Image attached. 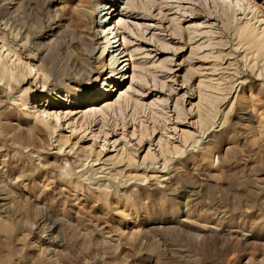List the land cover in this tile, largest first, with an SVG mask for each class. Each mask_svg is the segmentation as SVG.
<instances>
[{
	"label": "rangeland",
	"instance_id": "rangeland-1",
	"mask_svg": "<svg viewBox=\"0 0 264 264\" xmlns=\"http://www.w3.org/2000/svg\"><path fill=\"white\" fill-rule=\"evenodd\" d=\"M79 1L0 0V264H264V72L225 2L119 8L128 69L91 113L54 94L109 71Z\"/></svg>",
	"mask_w": 264,
	"mask_h": 264
},
{
	"label": "bare ground",
	"instance_id": "bare-ground-1",
	"mask_svg": "<svg viewBox=\"0 0 264 264\" xmlns=\"http://www.w3.org/2000/svg\"><path fill=\"white\" fill-rule=\"evenodd\" d=\"M222 1H224L226 4L225 12L223 11L225 13V17L228 18L230 16L233 21H236V24L234 25V33L236 35L237 44L245 46L246 49L252 53L253 60L255 61L256 64H259V68H260L259 72L261 73L264 72V11L260 9L261 7L259 8V5L257 4L255 0H222ZM89 3L92 5L91 8L89 7ZM99 6L101 9L99 8ZM76 8L78 12L81 13L82 16L90 20H92L95 15L96 16H98V14L101 15V16L99 15L100 16L98 20L99 23L97 25L96 32L97 34H99V37L102 38V42H99V43H102L101 54L107 50L106 52V57L108 56L107 68H109V71L104 76V78H101L102 82H101V79H99V81L101 82V83L98 82L97 84V85L100 84L99 87L95 86L94 89H92L88 93H85V98L83 100L82 99L80 100L78 98H73V100H71L72 98L67 97V95L66 97L65 96L63 97V95L61 93H58L57 91H55L54 94H55V97L61 100H64L62 98H67V100L69 101V104L67 105L68 107L72 109L80 108L82 106H93L92 108H90L92 109L90 112L94 113V109H96L95 107L99 103H104L103 107H106V108L111 107L112 103L109 100H107V98L109 95H111L113 91L117 90L115 89V86H118L121 83L122 79L124 78L126 74V70L128 69L127 66L130 60L129 56H131V52L127 51L126 43L129 41L126 39V36H124L122 32L120 31L119 19L116 21V17L120 13L118 12V10L119 8L122 10L124 9L128 11L132 10L133 8L142 9L143 6L139 3L138 0H113V2L112 1L110 2L109 0H80ZM231 11H232V14H230ZM236 14H240V16H243V19L242 20H240L241 18L237 19ZM111 16H116V17L113 19L114 20L113 28H108L106 27V20ZM190 27H192V31L189 32V39L193 38L195 34L198 32V27L196 25H193V26L191 25L189 26V28ZM196 47L198 48V46H195L194 48ZM102 63L103 65H105L103 60H102ZM5 65L6 63H3L0 60V72L2 73L3 77L4 76L12 77L14 75H17L16 70L14 71V69H10ZM97 79H98V76H96L93 81H97ZM27 99L28 98H26L24 101L25 105L27 103ZM50 105L52 107L53 106L57 107L56 105H53L51 104L50 101H48L46 105L43 107L41 114H45L46 116H49V117L51 116L53 118V119L49 118L50 119L49 123H48L49 119L47 118V124H48L47 126L50 132H55L58 130L60 126V123H59L60 114L56 110H54L52 111V115H51L50 108H48V106ZM232 106H233V102L231 103L230 107L227 109L226 112L221 111L220 113L221 119L224 120L226 118L228 112H230V110L232 109ZM207 110H210V109H207ZM31 114H33L35 119L39 121H43L44 117H46V116L43 117V115L38 114L36 112L31 113ZM207 116H210V115H207ZM69 137L70 135L66 134L65 140H67ZM61 138L62 137L60 135L58 137V141H60ZM157 145L159 147L161 146V139L158 140ZM103 146H104V142H103ZM146 154L147 155L143 158L142 161L146 160L151 155L150 144H149V147L147 148ZM127 160H128L127 165H132L133 167L138 166L137 164L134 163L131 156H129Z\"/></svg>",
	"mask_w": 264,
	"mask_h": 264
}]
</instances>
